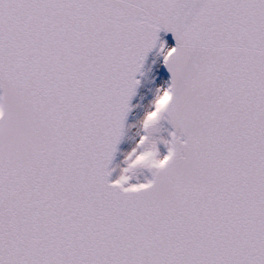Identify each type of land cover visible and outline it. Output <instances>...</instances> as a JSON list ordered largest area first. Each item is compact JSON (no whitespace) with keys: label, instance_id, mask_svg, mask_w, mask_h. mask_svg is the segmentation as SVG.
Masks as SVG:
<instances>
[{"label":"snow or ice","instance_id":"1","mask_svg":"<svg viewBox=\"0 0 264 264\" xmlns=\"http://www.w3.org/2000/svg\"><path fill=\"white\" fill-rule=\"evenodd\" d=\"M0 264H264V0H0Z\"/></svg>","mask_w":264,"mask_h":264}]
</instances>
